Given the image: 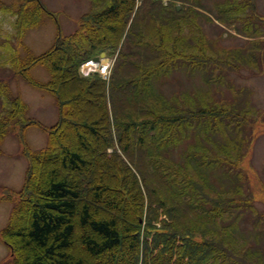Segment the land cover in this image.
Returning a JSON list of instances; mask_svg holds the SVG:
<instances>
[{
    "label": "trees",
    "instance_id": "16d2710c",
    "mask_svg": "<svg viewBox=\"0 0 264 264\" xmlns=\"http://www.w3.org/2000/svg\"><path fill=\"white\" fill-rule=\"evenodd\" d=\"M92 1L94 11L49 50L25 56L12 51L2 62L15 75L37 64L47 67V82L23 77L51 92L59 108L54 125L35 123L48 133L47 144L23 150L27 178L1 231L12 264H264V253L238 236L248 212L264 233V210H258L259 202L264 206V183L256 196L243 166L254 137L248 111L212 100L191 107L152 97L154 76L178 61L204 62L182 50L189 40L182 37L179 20L196 15L197 1L180 0L191 5L187 10L151 5L150 18L144 17L153 23L148 29L136 26L143 12L138 0ZM217 6L216 20L235 18L242 25L238 33L260 38L253 0H223ZM2 12L15 15L20 40L47 9L40 0H0ZM102 27L109 31L106 41ZM105 47L117 52L120 71L130 68L127 76L109 82L97 72L80 73L81 64ZM7 85L0 81V96ZM124 92L131 104L125 111L113 100ZM12 104L0 115V141L27 110L20 99ZM192 127L202 131L200 141L188 145L194 147L182 161L173 159L171 147ZM17 135L24 143L22 132ZM141 153L145 158L139 160ZM216 169L231 181L227 189L213 186L209 173Z\"/></svg>",
    "mask_w": 264,
    "mask_h": 264
},
{
    "label": "rangeland",
    "instance_id": "374dc122",
    "mask_svg": "<svg viewBox=\"0 0 264 264\" xmlns=\"http://www.w3.org/2000/svg\"><path fill=\"white\" fill-rule=\"evenodd\" d=\"M40 1L47 12L40 15L41 23L28 29L20 40L13 25L15 15L0 13V81L8 82L6 91L0 96V115L14 108L13 99H20L27 106V110L21 112L13 122V128L10 126L11 131L0 141V264H12L11 253L1 237V231L7 225L14 205L18 203L17 190L23 187L27 178L29 162L23 150L26 146L33 150L43 148L47 144L48 133L35 123L40 121L43 125L51 126L57 122L59 116L55 96L29 83L23 77L29 74L34 79L47 82L51 78L47 67L37 64L30 72L15 75L9 65L2 62L8 59L12 51L15 55L19 52L22 56L28 51L35 55L43 54L55 44L58 36L74 33L79 28L81 18L94 11L92 0ZM195 1L196 15L179 20L182 37L186 36L189 40L183 41L185 47L182 50L194 53L196 58L197 55L201 56L200 59L204 62L198 59L178 61V65L170 71L154 76L150 83L151 91L154 93L152 97L174 98L182 106L191 107L194 106L193 102L199 104L201 100H212L214 103L225 102L236 109L248 111L246 116L252 122L254 137L247 149L243 166L249 174L256 196L261 197L259 191L264 183V0H253L259 17V29L263 31L260 38H250L238 33L237 29H242V25L235 18L228 19L224 16L222 21L216 20L217 2L223 0ZM137 4L139 10L143 9V12L137 16L136 26L147 29L148 26L153 28V23L144 18H150V11L147 10L151 5L163 9L165 5L174 4L178 10H187L191 6L180 0H138ZM242 22L243 19L241 24ZM101 35L106 41L109 38V31L102 27ZM109 50L106 47L102 48L95 57L81 64L80 73L88 75L97 72L109 82L127 76L130 68L126 67L120 71L117 66V52L113 54ZM149 50L145 49V54H148ZM103 53L105 55H102ZM96 57H100V61H94ZM219 60L229 61L232 66ZM60 78L63 79V76ZM127 93L115 94V98L113 97L120 110L125 111L131 107L125 98ZM84 102L81 101L80 104L83 106ZM19 132H22L24 143H21L17 135ZM201 132L200 128H190L183 140L177 146L171 147L174 152L173 159L182 161L186 150L194 147L189 148V144L200 141L198 135ZM234 132L236 131L233 130ZM60 136L64 139L66 133L63 131ZM216 138L222 140L221 135H217ZM111 151L112 149H109L108 152ZM143 155L138 154L136 158L143 159L145 158ZM209 175L213 186L218 189H227L232 185L220 169L211 171ZM258 210L259 212L264 210L260 202ZM254 216L252 212L245 215L238 236L241 241L246 240L248 244L264 253V233L260 231V225L255 227Z\"/></svg>",
    "mask_w": 264,
    "mask_h": 264
},
{
    "label": "water",
    "instance_id": "95a60500",
    "mask_svg": "<svg viewBox=\"0 0 264 264\" xmlns=\"http://www.w3.org/2000/svg\"><path fill=\"white\" fill-rule=\"evenodd\" d=\"M102 55H105V54L103 53ZM93 60L98 62V61H100V57H96Z\"/></svg>",
    "mask_w": 264,
    "mask_h": 264
},
{
    "label": "bare ground",
    "instance_id": "6f19581e",
    "mask_svg": "<svg viewBox=\"0 0 264 264\" xmlns=\"http://www.w3.org/2000/svg\"><path fill=\"white\" fill-rule=\"evenodd\" d=\"M107 65V64H106Z\"/></svg>",
    "mask_w": 264,
    "mask_h": 264
}]
</instances>
